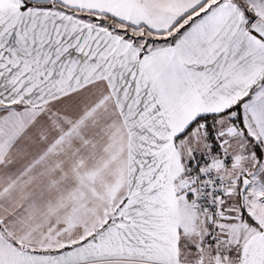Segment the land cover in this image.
<instances>
[{"label":"snow or ice","instance_id":"obj_1","mask_svg":"<svg viewBox=\"0 0 264 264\" xmlns=\"http://www.w3.org/2000/svg\"><path fill=\"white\" fill-rule=\"evenodd\" d=\"M0 264H264V0H0Z\"/></svg>","mask_w":264,"mask_h":264}]
</instances>
